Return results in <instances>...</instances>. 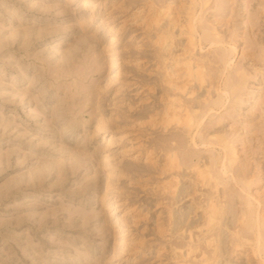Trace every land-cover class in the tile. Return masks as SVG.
I'll list each match as a JSON object with an SVG mask.
<instances>
[{
  "label": "rangeland",
  "instance_id": "1",
  "mask_svg": "<svg viewBox=\"0 0 264 264\" xmlns=\"http://www.w3.org/2000/svg\"><path fill=\"white\" fill-rule=\"evenodd\" d=\"M81 1L0 0V264H264V0H103L83 29ZM166 71L186 87L172 98ZM165 99L194 100L199 128L169 126ZM106 153L126 245L103 209Z\"/></svg>",
  "mask_w": 264,
  "mask_h": 264
},
{
  "label": "bare ground",
  "instance_id": "2",
  "mask_svg": "<svg viewBox=\"0 0 264 264\" xmlns=\"http://www.w3.org/2000/svg\"><path fill=\"white\" fill-rule=\"evenodd\" d=\"M195 1H197V0H195ZM200 1V0H199ZM82 2V9H86V10H88V11H90L89 12V14L86 16V17H83V19H81L80 20V22H79V28H84V27H88V26H90V24H89V22H91V20H93V19H96L97 18V16H98V14L97 13H99V11H100V8L104 5V2H103V0H82L81 1ZM106 2V1H105ZM187 3V2H186ZM202 6V5H201ZM193 7V6H192ZM182 8H183V6H182ZM186 8H188V7H186ZM185 8V9H186ZM201 8V7H200ZM203 8V7H202ZM201 8V9H202ZM172 10V9H171ZM175 11V10H174ZM178 11V10H177ZM180 11V10H179ZM84 11H82V13H83ZM171 12V11H170ZM200 12V11H199ZM198 12V13H199ZM204 12V11H203ZM184 13V12H183ZM100 14V13H99ZM185 14V13H184ZM201 14V13H200ZM203 14V13H202ZM163 15V14H162ZM165 15V14H164ZM167 15V14H166ZM176 15V14H175ZM174 15V16H175ZM84 16V15H83ZM176 16H178V15H176ZM192 16V15H191ZM159 17V16H158ZM162 17V16H161ZM177 18V17H176ZM178 18H179V16H178ZM197 18H198V20H199V17L197 16ZM154 19H158L157 17L156 18H154ZM181 19V18H180ZM186 19V18H185ZM173 20V19H172ZM177 20V19H176ZM198 20H196L194 17H193V19L192 18H190V33H191V35H192V38L194 37V36H196L197 34H199V27L197 26V24L195 23L196 21H198ZM105 21V20H104ZM149 21V20H148ZM171 21V20H170ZM155 22V21H154ZM153 22V23H154ZM157 22V21H156ZM173 22V21H172ZM176 22V21H175ZM186 22H188V21H186ZM200 22V21H199ZM198 22V23H199ZM203 22V21H202ZM171 23V22H170ZM176 23H178V22H176ZM181 22H179V24H180ZM201 23V22H200ZM98 26H100V29H101V27L105 30V32H106V36H109V37H111V41H110V44L108 45V47H107V45H106V50L107 51H110V53H108L107 51H105V52H107L108 54H110V59H109V66L111 65V67L112 66H120L121 64H119L118 65V55H119V51L118 50H115V44H116V39H118V38H115V33H114V31L112 30V29H110L108 26H106V24L107 23H105V22H103V20H99L98 21ZM173 24H174V22H173ZM183 25V24H182ZM188 25V24H187ZM147 26V25H146ZM174 26V25H173ZM177 26H178V24H177ZM180 26V25H179ZM92 27V26H91ZM152 27V26H151ZM174 27H176V25L174 26ZM173 27V29H175ZM184 27V26H183ZM186 27V26H185ZM181 29H182V27H180ZM202 28H204L203 26H202ZM206 28V27H205ZM210 28V27H209ZM188 29H189V26H188ZM208 29V28H207ZM91 30V29H90ZM187 30V29H186ZM163 31V30H162ZM189 31V30H188ZM158 32V31H157ZM181 32V31H180ZM212 32H215V30L214 31H212ZM162 33V32H161ZM218 34V33H217ZM159 35V34H158ZM202 35V34H201ZM214 35V34H213ZM219 35V34H218ZM161 36V35H160ZM187 36H190V34L189 35H187ZM204 36L206 37V38H210V39H212L211 40V44H213L214 45V43H217V44H219L218 42H216L215 41V39L216 38H213V36L211 35V33H205L204 34ZM158 37V36H157ZM168 37V36H167ZM201 38H202V36H200ZM192 38H190L189 37V39H191L190 40V42L192 41V45H190V46H193V43H194V41L192 40ZM195 38H197V37H195ZM218 38V37H217ZM174 39V38H173ZM189 39H188V42H189ZM200 39V38H199ZM204 39V38H203ZM202 39V40H203ZM220 39V38H219ZM217 40V39H216ZM156 41V40H155ZM200 41V40H199ZM205 41H206V39H205ZM208 41H209V39H208ZM162 42V41H161ZM201 42V41H200ZM213 42V43H212ZM82 43L83 44H93V41H90V40H88V39H84L83 41H82ZM221 44V43H220ZM200 45H201V43H200ZM118 46V45H117ZM195 48H196V45L194 46ZM188 48H190V47H188ZM193 48V47H192ZM199 48H201V47H199ZM158 50V49H157ZM188 50H191V49H188ZM116 51H118V52H116ZM193 51H194V49H193ZM193 51H192V53H193ZM196 51V50H195ZM194 51V52H195ZM186 52H188V51H186ZM169 53V52H168ZM186 54V53H185ZM184 54V55H185ZM183 55V56H184ZM186 55H191V53L189 54H186ZM193 55V54H192ZM194 55H195V53H194ZM116 56H118V57H116ZM123 56V55H122ZM156 56H158V55H156ZM177 57V56H176ZM176 57H174V58H176ZM193 58H195V56L193 57ZM164 59H165V57H164ZM173 59V58H172ZM197 58H195V60H196ZM203 59V58H202ZM169 60V59H168ZM183 60V59H182ZM198 60V59H197ZM197 60L195 61V62H197ZM163 61V60H162ZM165 61V60H164ZM163 61V62H164ZM171 61V60H170ZM186 61V60H185ZM185 61H184V66H186L187 65V76H188V78L191 76V77H194V81H196V80H200V82L202 81L203 82V70H201V68H204V67H200V65L198 64V65H196L195 67L197 68V70H195V71H193L194 70V67L192 66V64L193 63H187V61H186V65H185ZM183 62V61H182ZM191 62V61H190ZM192 62H193V60H192ZM204 62V61H203ZM230 62V61H229ZM171 63V62H170ZM198 63V62H197ZM204 63H206V62H204ZM165 64V63H164ZM167 64H168V62H167ZM179 64V63H178ZM183 64V63H182ZM196 64V63H195ZM226 64V63H225ZM160 64H158V66H159ZM162 65V64H161ZM177 64L175 63V66H176ZM228 65H229V63H228ZM203 66H204V64H203ZM110 67V68H111ZM171 67V66H170ZM206 67V66H205ZM221 67V66H220ZM179 69H180V67H178ZM219 68V67H218ZM223 68V67H222ZM112 69V68H111ZM120 69V68H119ZM175 69V68H174ZM183 69V68H182ZM205 69V68H204ZM168 70V69H167ZM167 72V71H166ZM182 72H184V71H182ZM179 73V72H178ZM178 73L177 72H173V73H171V72H167V73H165L166 75V79H167V81H168V83H167V86H165V87H167V91L166 92H168V95H166L165 93V98H166V96H167V98H172L173 96L171 95L173 92H177V91H179V90H183L184 89V87L185 86H181V87H179L178 86V84L176 83V79H177V77H179L178 76ZM180 73H181V71H180ZM188 73L189 74H191V75H188ZM164 74V73H163ZM119 75H120V73H119ZM185 75V74H184ZM164 76V77H165ZM176 76V77H175ZM182 76V75H181ZM212 76V75H211ZM118 77V76H117ZM146 77V76H145ZM175 77V78H174ZM183 77V76H182ZM119 78V77H118ZM117 78V79H118ZM187 78V77H186ZM185 78V79H186ZM120 80V79H119ZM192 80V79H191ZM205 80H206V78H205ZM111 81H114L113 79H111ZM121 81V80H120ZM127 80H125V82H126ZM178 81V80H177ZM184 81V80H183ZM188 81H189V79H188ZM208 81H209V79H208ZM216 81V80H215ZM115 82V81H114ZM122 82V81H121ZM128 82V81H127ZM145 82V81H144ZM161 82V81H160ZM190 83H191V81H189ZM201 82V83H202ZM205 82V81H204ZM184 83V82H183ZM182 83V84H183ZM216 82H214V85H216L215 84ZM241 83V82H240ZM125 84V83H124ZM124 84L123 85H119V86H117V93H121V92H123V91H125L126 89H125V87L126 86H124ZM199 84V83H198ZM221 84V83H220ZM128 85V84H127ZM185 85V84H184ZM188 85V84H187ZM192 84H190L189 86H191ZM217 86V85H216ZM236 86V85H235ZM164 87V88H165ZM181 88V89H179V88ZM234 87V86H233ZM130 88V87H129ZM144 88V87H143ZM186 88V87H185ZM202 88V87H201ZM214 88V87H213ZM216 88H218V87H216ZM193 89H195L194 87H193ZM147 90V89H146ZM155 90V89H154ZM192 90V89H191ZM197 90V89H196ZM195 90V92H197ZM216 90H218V89H216ZM220 90V89H219ZM194 90H192L191 91V93L189 92V94H192V92H193ZM215 91V90H214ZM162 92V91H161ZM172 92V93H171ZM116 93V94H117ZM124 93V92H123ZM122 93V94H123ZM156 93V92H155ZM178 93V92H177ZM181 94V93H180ZM188 94V93H187ZM189 94H188V96H189ZM214 94V93H213ZM221 94V93H220ZM173 95H175V94H173ZM177 95V94H176ZM182 95V97L181 96H179V98H182V99H184L183 97H185V96H183V94H181ZM117 96V95H116ZM119 96V95H118ZM172 96V97H171ZM187 96V95H186ZM191 96V95H190ZM123 97V96H122ZM163 97V96H162ZM175 97V96H174ZM177 97V96H176ZM193 97V96H192ZM216 97V96H215ZM219 97H220V95H219ZM164 98V97H163ZM186 98V97H185ZM201 98V97H200ZM119 99H120V97H119ZM160 99V98H159ZM193 99V98H192ZM196 99V98H195ZM214 99V98H213ZM188 100V99H187ZM190 100V99H189ZM221 100V99H220ZM165 101H166V104H167V106H166V113H165V111L163 112V114L165 113L166 114V116H164L163 114V116L164 117H167L166 119L168 120V123H169V126H170V123L171 122H173V121H177V123H179V125L180 126H182L183 125V128H186L189 132H186L185 134L187 135V133L189 134L190 133V131L193 129V127H195L196 126V129H198L199 128V126L201 125V124H199V123H195V117H194V115H193V112H191V109H190V105L194 102V100H193V102H190L191 104L189 105V103H185L184 101H182V100H180V99H168V100H166L165 99ZM199 101V100H198ZM197 101V102H198ZM202 101V100H201ZM205 102L206 101H209V100H204ZM203 101V102H204ZM155 102V101H154ZM157 102V101H156ZM159 102V101H158ZM162 102V101H161ZM202 102V103H203ZM163 103V102H162ZM218 103V102H217ZM194 104H195V102H194ZM204 104V103H203ZM208 104V103H207ZM207 104H206V106H207ZM213 104H214V102H213ZM161 105V104H160ZM200 105H202V104H200ZM212 105V104H211ZM218 105V104H217ZM157 106V105H156ZM161 106H163V105H161ZM193 106V105H192ZM206 106H204L203 105V109H204V107L207 109V107ZM208 106H210V103H209V105ZM213 106H216L215 104L213 105ZM164 107H165V105H164ZM194 108H196V107H194ZM193 108V109H194ZM201 108V107H200ZM211 108V107H210ZM210 108H208V109H210ZM198 109V108H197ZM203 109H202V111H203ZM214 109V108H213ZM212 109V111H214ZM205 110V109H204ZM162 111V110H161ZM206 111H209V110H206ZM153 112V111H152ZM158 112H159V110H158ZM195 113H197L196 111H194ZM205 112V111H204ZM162 113V112H161ZM198 113H199V111H198ZM207 113V112H206ZM155 114V113H154ZM204 114V113H203ZM207 114H209V113H207ZM156 115V114H155ZM154 115V116H155ZM159 115V114H158ZM197 115V117H198V114H196ZM153 116V117H154ZM203 116V115H202ZM205 116V115H204ZM208 116H210V115H208ZM156 117H158V116H156ZM211 117V116H210ZM161 118V117H160ZM198 119V118H197ZM202 119V118H201ZM158 120V119H157ZM167 120H166V123H167ZM203 120V119H202ZM197 121V120H196ZM158 123H159V121H158ZM162 123V122H161ZM160 123V124H161ZM103 124V123H102ZM153 124V123H152ZM174 124H176V123H174ZM158 125V124H157ZM156 125V126H157ZM172 125V124H171ZM99 126H101L100 128H99V131L102 133V135H103V137L107 140V142H108V147H104L105 148V150H109V149H111V148H113V144L114 143H117V142H114L113 143V140H112V138L111 137H109V136H107L106 135V133H105V130H104V128L102 127V125H99ZM173 126V125H172ZM204 126V125H203ZM161 127V126H160ZM178 127V126H177ZM168 128V127H167ZM167 128H165V129H167ZM172 128V127H171ZM182 128V129H183ZM178 129H179V127H178ZM186 129H183L184 131H187ZM201 129H205V128H203V127H201ZM171 130H173V129H171ZM175 130H177L176 129V127H175ZM181 130V129H180ZM166 131V130H165ZM182 131V130H181ZM180 131V132H181ZM202 131V130H201ZM200 131V132H201ZM179 132V133H180ZM196 132V131H195ZM200 132H198V134L200 133ZM177 133V132H176ZM178 134V133H177ZM181 134V133H180ZM196 133H194V135H195ZM137 135V134H136ZM169 135H170V133H169ZM169 135H168V137H169ZM179 135V134H178ZM173 136H175V135H173ZM185 136V135H184ZM189 136V135H188ZM192 136V135H191ZM199 136V135H198ZM200 136L202 137V132H201V134H200ZM123 137H127L126 135L124 136L123 135ZM131 137V136H130ZM200 137V138H201ZM204 137V136H203ZM133 138V137H132ZM173 138V137H172ZM128 139H130V138H128ZM171 139V138H170ZM193 139V141L192 142H194L195 143V139H194V137L192 138ZM201 139H203V138H201ZM205 139V138H204ZM120 140H122V139H120ZM127 140V139H126ZM174 140V139H173ZM198 140V139H197ZM206 140V139H205ZM204 140V142H206ZM116 141V140H115ZM123 141V140H122ZM129 141V140H128ZM138 141L139 140H137V142L136 143H138ZM201 141H203V140H201ZM120 142V141H119ZM129 142H131V141H129ZM178 142V141H177ZM124 143V142H123ZM141 143V142H140ZM171 143V142H170ZM209 143V142H208ZM135 144V143H134ZM199 144V143H198ZM205 144L206 143H203V145L205 146ZM227 144V143H226ZM125 145V144H124ZM172 145V144H171ZM142 146V145H141ZM141 146L139 145V147L141 148ZM170 146V145H169ZM181 146V145H180ZM225 146V145H224ZM134 147V146H133ZM132 147V148H133ZM136 147V146H135ZM137 147H138V145H137ZM138 147V148H139ZM176 147V146H175ZM232 147V146H231ZM231 147H228V148H231ZM131 148V149H132ZM169 148V147H168ZM172 148V147H171ZM177 148V147H176ZM225 148H226V146H225ZM121 149H122V147H121ZM126 149V148H125ZM170 149V148H169ZM168 149V150H169ZM175 149V148H174ZM178 149V148H177ZM182 149V148H181ZM235 149V148H234ZM234 149H231V153H234V155L236 154L235 152H233L234 151ZM135 150V149H134ZM173 150V149H172ZM227 150V149H226ZM125 150H123V152H124ZM171 151V150H170ZM228 151H230V149H228ZM227 151V152H228ZM166 152V151H165ZM120 153H122V152H120ZM126 153V151L124 152V154ZM145 153V152H144ZM151 153V152H150ZM152 153H154V152H152ZM170 153V152H169ZM175 153V152H174ZM221 153V152H220ZM230 153V152H229ZM105 154V153H104ZM107 154V153H106ZM123 154V155H124ZM140 154V153H139ZM139 154L137 155V157H136V159H138L140 156H139ZM148 154H149V152H148ZM179 154V153H178ZM177 154V155H178ZM130 155V154H129ZM154 155V154H153ZM176 155V154H175ZM230 155H233V154H230ZM103 156V155H102ZM112 156V155H111ZM149 156V155H148ZM148 156H146V157H148ZM151 156V155H150ZM110 157V155H104L103 156V158H102V164H99V165H101V167H102V169L104 170V171H108L107 173H109L108 174V181L106 182V190H105V192H104V194H103V198H102V202H103V205H104V211H105V215H106V221L109 223V221H111V220H113V223H114V225H115V227L118 229H116L117 230V232L115 233V236L114 237H116V238H118V239H116L115 241L117 242V243H115L117 246H119L121 243H122V241H123V239H124V237L125 236H127V234H128V231H129V229L127 230L126 228H125V225L126 224H128V222L126 223V224H124V222H126L125 221V219H123V216L121 217V215H119L120 217H117V215L120 213L119 211L121 210V208H122V206L124 205V204H122V202L123 201H120V200H118V199H114L113 197H112V187H114V186H112V183L110 182V177L112 176V171L114 172V170H113V168H114V164L112 163V161H111V159L109 158ZM142 157V156H141ZM172 157V156H171ZM174 157L175 156H173V159H174ZM232 157V156H231ZM112 158V157H111ZM167 158H170V157H167ZM235 158V157H234ZM171 159V158H170ZM113 160V159H112ZM169 160V159H168ZM172 160V159H171ZM175 160V159H174ZM174 160H172V161H174ZM175 162V161H174ZM180 162V161H179ZM176 163V162H175ZM167 164V163H166ZM171 164H173V163H171ZM178 164V163H177ZM168 165H169V163H168ZM181 165V164H180ZM198 165V164H197ZM115 166H117L116 164H115ZM170 166V165H169ZM171 166H173V165H171ZM171 166H170V168H171ZM175 166V165H174ZM173 166V167H174ZM198 166H200V165H198ZM172 167V168H173ZM197 167V166H196ZM116 168V167H115ZM177 168V167H176ZM179 168V167H178ZM171 170V169H170ZM203 169H201L200 168V171H202ZM199 171V170H198ZM200 171H199V174H201L200 173ZM205 171V170H204ZM224 172H226V171H224ZM176 173V172H175ZM179 173V172H178ZM204 174V176H205V172H203ZM115 176V175H114ZM179 176V175H178ZM200 176V175H199ZM113 178V177H112ZM206 178V177H205ZM197 179V178H196ZM201 179V178H200ZM207 179V178H206ZM216 179H218V178H216ZM113 181H115V180H113ZM207 182V181H206ZM203 184V183H202ZM205 184V183H204ZM220 184V183H219ZM216 186V185H215ZM243 186V188H244V185H242ZM217 188V187H216ZM215 188V189H216ZM242 188V187H241ZM242 188V189H243ZM249 188V187H248ZM250 189V188H249ZM245 190V189H244ZM247 190V189H246ZM245 190V191H246ZM213 191H215V190H213ZM222 192V191H221ZM214 193V192H213ZM216 193V192H215ZM224 193H227V192H225L224 191ZM249 193V192H248ZM247 193V194H248ZM211 194H212V192H211ZM210 194V195H211ZM219 194V193H218ZM205 195V194H204ZM209 195V196H210ZM215 195V194H214ZM202 196V195H201ZM200 196V197H201ZM212 196V195H211ZM220 196V195H219ZM222 196V195H221ZM206 197V196H205ZM215 197H217L218 198V196H215ZM247 196H245V198H246ZM204 199V198H203ZM202 199V200H203ZM247 199V198H246ZM246 199H245V203L247 202L246 201ZM215 200V199H214ZM213 200V201H214ZM251 200V199H250ZM199 201V200H198ZM211 201V200H210ZM205 202V201H204ZM215 202H217V200L215 201ZM249 202V201H248ZM202 203V202H201ZM206 203V202H205ZM211 203V202H210ZM213 203L214 202H212V205H213ZM215 204V203H214ZM221 204H222V202H221ZM231 204H233V203H231ZM248 204V203H247ZM211 205V204H210ZM208 206L209 208H210V210H208L209 208L207 207V206H205V207H207V210L208 211H212V209L214 210V209H216V208H212V205L211 206ZM217 205H218V202H217ZM216 205V206H217ZM254 205V204H253ZM219 206V205H218ZM247 206V205H246ZM258 206H259V204H258ZM198 207V206H197ZM204 207V208H205ZM213 207H215V205H213ZM251 207H252V204H251ZM201 208V207H200ZM212 208V209H211ZM219 208V207H218ZM254 208V207H253ZM203 209V208H202ZM220 209V208H219ZM250 209V208H249ZM252 209V208H251ZM123 210V209H122ZM134 210V209H133ZM133 210H132V212H133ZM256 210V209H255ZM258 210V209H257ZM264 210V209H263ZM103 211V212H104ZM124 211V210H123ZM131 211V210H130ZM202 211V210H201ZM216 211V210H215ZM215 211H213V212H215ZM219 211V210H218ZM253 211V210H252ZM206 212V211H205ZM219 212H221V211H219ZM254 212V211H253ZM256 212V211H255ZM258 212V211H257ZM263 212V211H262ZM127 213V212H126ZM126 213H124L125 215H126ZM207 213V215L209 214L208 212H206ZM129 214V213H128ZM211 214V213H210ZM252 214V213H251ZM260 215H261V213H259ZM258 214V215H259ZM205 215V214H204ZM206 215V216H207ZM212 215H213V213H212ZM212 215H211V218H213L212 217ZM264 216V215H263ZM125 217V216H124ZM217 217V216H216ZM255 217V216H254ZM259 217H261V216H258V218ZM205 218H207V217H205ZM127 219V218H126ZM252 219H254L253 217H252ZM209 218H208V221L207 222H209ZM211 220H213L214 222H215V220L216 219H211ZM256 220H257V218H256ZM263 220V219H262ZM213 221H212V223H213ZM206 222V221H205ZM211 222V221H210ZM209 222V223H210ZM216 223V222H215ZM114 227V228H115ZM202 228V227H201ZM215 228V227H214ZM219 228V227H218ZM211 229V228H210ZM258 229V228H257ZM203 232V231H202ZM257 232H258V230H257ZM114 233V232H113ZM130 234V233H129ZM212 234V233H211ZM198 235V234H197ZM204 235V234H203ZM259 235H260V233H259ZM213 236V235H212ZM203 237V236H202ZM209 237V236H208ZM235 237V236H234ZM238 237V236H237ZM201 238V237H200ZM115 239V238H114ZM126 239V238H125ZM201 239H203V238H201ZM209 239V238H208ZM236 239H238V238H236ZM205 240V239H204ZM239 240V239H238ZM114 241V242H115ZM126 241V240H125ZM125 241H123V242H125ZM193 241V240H192ZM201 241V240H200ZM237 242V241H236ZM126 243V242H125ZM129 243V242H128ZM128 243H127V245H128ZM131 243V242H130ZM122 244H124V243H122ZM124 245H126V244H124ZM130 245V244H129ZM201 245V244H200ZM238 245V244H237ZM216 246V245H215ZM214 246V247H215ZM239 246V245H238ZM119 248V247H118ZM121 246H120V248H119V250H121ZM191 248V247H190ZM189 248V249H190ZM192 248H194V247H192ZM191 248V249H192ZM213 248V247H212ZM202 250V249H201ZM207 250V249H206ZM205 250V251H206ZM236 250V249H235ZM135 252V251H134ZM187 252V251H186ZM195 252V251H194ZM201 252V251H200ZM207 252V251H206ZM205 252V253H206ZM218 252V251H217ZM182 253V252H181ZM188 253V252H187ZM191 253V252H190ZM210 253H211V251H210ZM235 253V252H234ZM183 254V256H184V253H182ZM198 254V253H197ZM209 254V253H208ZM208 254H206V256L208 255ZM179 255H181V254H179ZM189 255V254H188ZM193 255V254H192ZM196 255V254H195ZM200 255V254H199ZM202 255H204V254H202ZM201 255V256H202ZM200 256V257H201ZM205 256V255H204ZM193 257V256H192ZM195 257V256H194ZM212 257V256H211ZM197 258H199V256L197 257ZM204 258V257H203ZM202 258V259H203ZM218 258V257H217ZM129 259V258H128ZM182 259V258H181ZM184 259V258H183ZM186 259H188V257H186L185 259H184V261L186 260ZM190 259H191V257H190ZM200 259V258H199ZM208 259V258H207ZM206 258L205 259H203L204 261L205 260H207ZM187 261H190V263H193V261L191 262V260H187ZM186 261V262H187ZM208 261H209V259H208ZM200 262H203V261H201V259L199 260V262L197 263V264H199ZM207 262V261H206ZM183 263H185V262H183ZM188 263V262H187ZM196 263H194V264H196ZM209 263V262H208ZM204 264V263H203Z\"/></svg>",
  "mask_w": 264,
  "mask_h": 264
}]
</instances>
